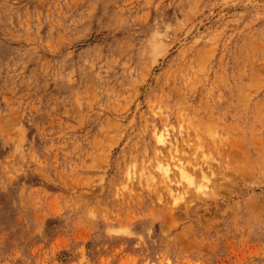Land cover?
I'll return each instance as SVG.
<instances>
[{"label":"rangeland","instance_id":"rangeland-1","mask_svg":"<svg viewBox=\"0 0 264 264\" xmlns=\"http://www.w3.org/2000/svg\"><path fill=\"white\" fill-rule=\"evenodd\" d=\"M0 264H264V0H0Z\"/></svg>","mask_w":264,"mask_h":264},{"label":"bare ground","instance_id":"bare-ground-1","mask_svg":"<svg viewBox=\"0 0 264 264\" xmlns=\"http://www.w3.org/2000/svg\"><path fill=\"white\" fill-rule=\"evenodd\" d=\"M162 136H163V135H161V134L159 135V137H158V141H159V142H161V140H162ZM187 181H188V183H191L190 180H187Z\"/></svg>","mask_w":264,"mask_h":264}]
</instances>
